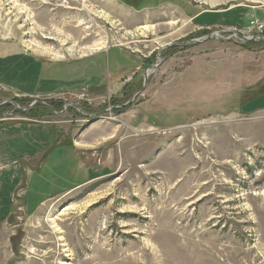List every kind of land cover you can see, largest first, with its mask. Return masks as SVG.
<instances>
[{"label": "rangeland", "instance_id": "obj_1", "mask_svg": "<svg viewBox=\"0 0 264 264\" xmlns=\"http://www.w3.org/2000/svg\"><path fill=\"white\" fill-rule=\"evenodd\" d=\"M263 23L264 0H0V47L57 90L0 75V264H264Z\"/></svg>", "mask_w": 264, "mask_h": 264}, {"label": "crops", "instance_id": "obj_2", "mask_svg": "<svg viewBox=\"0 0 264 264\" xmlns=\"http://www.w3.org/2000/svg\"><path fill=\"white\" fill-rule=\"evenodd\" d=\"M204 13L205 12H199L196 14L194 13L188 18L191 20H194V23L197 24L198 26H206V28L209 27V25L220 26V24L217 22L216 23H213V22L209 23L206 21L205 22L200 21V19L205 16ZM212 16H214V15H212ZM27 57L28 56L25 53H23L19 47L12 46V48L9 49L8 47H4L3 45H1V47H0V75H7L8 74V76H5V77H6V79H7V77H10L9 78L10 79L9 81L11 82L10 88L13 86V80H16V82H17V78L21 77L22 74L26 73L28 77H31V78H25V81L23 82V84L20 85L21 83L19 82V85L17 86V89L19 86H22V88L27 87L28 88L27 92L29 94L27 92H25L22 88H20L19 91H16L18 94L23 93L25 95L37 96V98L38 97L40 98V96L41 97L42 96H47V97L55 96L57 94V90H54L55 85H51L52 84L51 83L52 78H51V75L49 73H45L42 69H39V67H36L34 65H30L28 63H26L25 65H21L22 62L24 61V59H26ZM4 59L5 60L11 59L10 61H12V63L11 64L9 63L8 66L6 65L4 67L1 64V63H3L1 61ZM13 59H15V60H13ZM7 68H10L12 70L7 69ZM19 69H21V70H19ZM70 72L73 73V71H70ZM19 73H21V74H19ZM5 83H7V82H5ZM2 85H5V84H3V82H2ZM36 104L43 105V103H38V102H36ZM44 107H46V106H44Z\"/></svg>", "mask_w": 264, "mask_h": 264}, {"label": "water", "instance_id": "obj_3", "mask_svg": "<svg viewBox=\"0 0 264 264\" xmlns=\"http://www.w3.org/2000/svg\"><path fill=\"white\" fill-rule=\"evenodd\" d=\"M218 32H220V31H217V33ZM226 32H230V31H226ZM225 33V32H224ZM231 33L233 34V36H234V31H231ZM210 38H212V34H210V35H208L207 37H206V39L205 40H208V39H210ZM256 39H258V40H260V41H262V42H264V37H252V38H249V39H244L243 41H254V40H256ZM192 43H199V41H194V42H192ZM171 45H167V46H165L164 48H168V47H170ZM164 48H161L160 50L162 51ZM159 50V51H160ZM156 56H157V58L159 59V63L158 64H156V65H154V66H151V67H149V69L145 72V74H144V77H143V87H142V89L137 93V94H139V93H142V91H144V89H145V87H146V81H147V78H148V76H149V73H150V71H154L160 64H161V59H160V55H159V52L156 54ZM36 104V102L35 103H33L30 107H33V105H35ZM43 105L44 106H46V107H48L45 103H43ZM126 106V105H125ZM124 106V107H125ZM75 108L77 109V110H79V108L77 107V106H75ZM99 120V117H96V118H94V120L92 121V122H89L90 124L91 123H94V122H97Z\"/></svg>", "mask_w": 264, "mask_h": 264}, {"label": "flooded vegetation", "instance_id": "obj_4", "mask_svg": "<svg viewBox=\"0 0 264 264\" xmlns=\"http://www.w3.org/2000/svg\"><path fill=\"white\" fill-rule=\"evenodd\" d=\"M134 79H132V78H130L129 79V85H127V86H130L131 85V82L133 81ZM143 86V85H142ZM142 89V88H141ZM141 89H139L138 91H136L135 93H133V95H131V98L127 101V103L126 104H122V105H114L113 107H112V109L111 110H119V109H123V110H125L124 108H126V107H128V105L129 104H131L132 103V101L136 98V96H138L139 94H137ZM128 90V87H125V89H124V92H126ZM132 96H133V98H132ZM132 99V100H131ZM126 105V106H125ZM125 106V107H124ZM105 113L107 112V110H105L104 111Z\"/></svg>", "mask_w": 264, "mask_h": 264}, {"label": "built area", "instance_id": "obj_5", "mask_svg": "<svg viewBox=\"0 0 264 264\" xmlns=\"http://www.w3.org/2000/svg\"><path fill=\"white\" fill-rule=\"evenodd\" d=\"M257 32H258L259 35L264 34V23L260 25V27L258 28Z\"/></svg>", "mask_w": 264, "mask_h": 264}, {"label": "trees", "instance_id": "obj_6", "mask_svg": "<svg viewBox=\"0 0 264 264\" xmlns=\"http://www.w3.org/2000/svg\"><path fill=\"white\" fill-rule=\"evenodd\" d=\"M48 107H50V108L52 109V111H55V110L53 109L54 107H52L51 105H50V106H48Z\"/></svg>", "mask_w": 264, "mask_h": 264}, {"label": "bare ground", "instance_id": "obj_7", "mask_svg": "<svg viewBox=\"0 0 264 264\" xmlns=\"http://www.w3.org/2000/svg\"><path fill=\"white\" fill-rule=\"evenodd\" d=\"M100 46V45H99ZM102 46V45H101ZM97 47V46H96ZM102 109V108H101Z\"/></svg>", "mask_w": 264, "mask_h": 264}]
</instances>
